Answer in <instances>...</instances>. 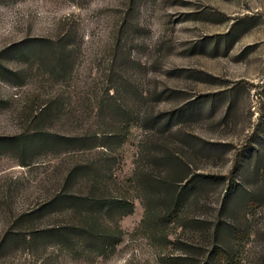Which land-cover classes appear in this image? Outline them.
<instances>
[{
  "label": "rangeland",
  "instance_id": "rangeland-1",
  "mask_svg": "<svg viewBox=\"0 0 264 264\" xmlns=\"http://www.w3.org/2000/svg\"><path fill=\"white\" fill-rule=\"evenodd\" d=\"M45 39L70 43L60 74L48 66L50 55L37 52ZM0 63L19 76L0 77V136L36 128L124 136L110 152L0 148V245L8 231L81 219L68 206L39 211L61 188L88 191L82 177L64 185L76 163H107L109 193L133 203L118 219L120 241L102 253L8 237L0 264H186L169 260L181 254L167 242L176 238L198 246L192 256L200 261L216 241L236 255L235 264H264V0H4ZM108 104L127 110V128ZM175 109L181 113L170 130L145 122ZM203 141L227 146L202 148ZM162 149L176 153L183 177L222 178L190 200L179 221L155 226L143 222L139 173L179 179L183 172L155 164L152 155ZM222 223L227 227L217 229Z\"/></svg>",
  "mask_w": 264,
  "mask_h": 264
},
{
  "label": "trees",
  "instance_id": "trees-1",
  "mask_svg": "<svg viewBox=\"0 0 264 264\" xmlns=\"http://www.w3.org/2000/svg\"><path fill=\"white\" fill-rule=\"evenodd\" d=\"M65 37L68 38V35ZM39 41V50L37 52L50 55L47 57L46 62L53 73L60 74L63 72L67 62L65 46H70V43L67 40L61 45L49 39ZM4 74L5 77L8 75L19 77L18 73L11 71L0 63V77L3 78L2 75ZM108 105L111 112L123 116L124 119L117 123L120 128H127L129 124V119L125 117L128 115L127 110H123L117 104ZM42 112L43 109L39 112L40 116ZM180 113L179 109L162 112L146 117L145 122H149L153 129L165 132L178 123ZM123 140L124 136L120 130L114 132L103 131L101 134L85 132L79 135L64 136L36 128L17 135L0 136V148L17 147L24 153L35 145H41L54 151L104 148L110 152L113 150L112 148L119 146ZM206 146L216 147L220 151H224L227 145L203 141L202 148ZM152 156L155 164H167L169 167H179L180 170H184L180 167L182 162L174 151L162 149L161 153ZM106 157H109V155L106 154ZM24 163L22 161V164ZM108 166L103 161L76 163L68 171L64 179V185L69 184L74 177H82L89 184L88 191L83 194H75L67 191L66 188H61L43 203L39 210L48 212L59 206H68L82 214L81 219H78L77 222L53 224L30 233H9L8 231L3 237L1 245L9 237L19 240L29 247L36 243V240H40L45 244H59L61 247L68 249L75 248L80 244L91 245L98 253H102L105 247H114L121 238L118 219L133 211V203L125 198L113 197L109 193L105 184L108 178L105 171H108ZM183 175L184 171L179 179H176L173 177H159L156 173H139V180L147 199L143 222L147 217L155 226H166L172 222L179 221L189 201H196L198 195L206 191L209 185L218 182L222 178L199 172H194L184 177ZM229 191L235 192L232 188ZM241 192L247 195L250 194L245 189H242ZM248 200L250 201L249 197ZM246 205L248 206L249 204L246 203ZM28 217H30L29 213H23L20 216L23 220L28 219ZM106 217L113 219L105 220ZM114 217L116 218L114 219ZM222 224H218L217 229L218 227L223 228L226 226L225 223ZM236 233L234 232V234ZM215 235L216 233H213L214 237ZM214 237L213 241H215ZM167 242L181 250L180 255L169 257V260L173 262H185L186 264H235L237 262L236 255L234 253L231 254L228 249L216 241L207 250L201 261L197 257L192 256L193 251L199 249L198 246L187 241L181 243L178 238Z\"/></svg>",
  "mask_w": 264,
  "mask_h": 264
}]
</instances>
